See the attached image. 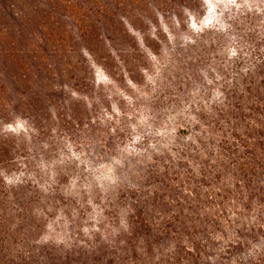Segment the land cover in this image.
Segmentation results:
<instances>
[{
  "label": "clouds",
  "instance_id": "9594fccd",
  "mask_svg": "<svg viewBox=\"0 0 264 264\" xmlns=\"http://www.w3.org/2000/svg\"><path fill=\"white\" fill-rule=\"evenodd\" d=\"M13 15L0 264H264V0Z\"/></svg>",
  "mask_w": 264,
  "mask_h": 264
},
{
  "label": "trees",
  "instance_id": "16d2710c",
  "mask_svg": "<svg viewBox=\"0 0 264 264\" xmlns=\"http://www.w3.org/2000/svg\"><path fill=\"white\" fill-rule=\"evenodd\" d=\"M19 4V0H0V31L8 30L9 36L16 39V47L22 48L24 46V31L25 29L21 27L20 22L13 15V10ZM20 29L18 38L13 33V29ZM9 45L7 43L0 46V52H3V49L8 48ZM0 63H4L6 67H13V65L9 64L8 57L5 55ZM39 75V73H38ZM59 99V97H56Z\"/></svg>",
  "mask_w": 264,
  "mask_h": 264
}]
</instances>
